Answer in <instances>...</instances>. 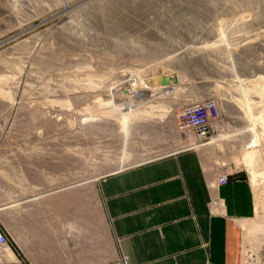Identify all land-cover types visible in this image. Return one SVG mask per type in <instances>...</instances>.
<instances>
[{
  "label": "rangeland",
  "instance_id": "1",
  "mask_svg": "<svg viewBox=\"0 0 264 264\" xmlns=\"http://www.w3.org/2000/svg\"><path fill=\"white\" fill-rule=\"evenodd\" d=\"M207 96L218 98L222 123L197 148L228 176L258 177L254 217L264 226V0H0V227L15 233L9 241L28 193L69 181L75 204L90 205L92 245L106 243L100 176L189 145L179 112ZM36 170L48 177L27 178ZM260 232L258 253L250 239L239 250L245 264H264Z\"/></svg>",
  "mask_w": 264,
  "mask_h": 264
},
{
  "label": "crops",
  "instance_id": "2",
  "mask_svg": "<svg viewBox=\"0 0 264 264\" xmlns=\"http://www.w3.org/2000/svg\"><path fill=\"white\" fill-rule=\"evenodd\" d=\"M195 142L139 161L122 159L100 176L106 243L92 245L90 205L75 204L71 182L36 186L17 207V240L0 247V264H243L240 235L257 211L252 185L258 177L251 185L249 178L230 175L219 184L223 167L210 166ZM9 211H15L11 203Z\"/></svg>",
  "mask_w": 264,
  "mask_h": 264
},
{
  "label": "built area",
  "instance_id": "3",
  "mask_svg": "<svg viewBox=\"0 0 264 264\" xmlns=\"http://www.w3.org/2000/svg\"><path fill=\"white\" fill-rule=\"evenodd\" d=\"M221 119L218 98L207 96L185 104L179 112L177 126L180 130L191 131L193 140L202 142L217 133L222 123ZM228 179V172L223 170L217 176L219 184L226 183ZM8 242V234L0 227V247Z\"/></svg>",
  "mask_w": 264,
  "mask_h": 264
},
{
  "label": "bare ground",
  "instance_id": "4",
  "mask_svg": "<svg viewBox=\"0 0 264 264\" xmlns=\"http://www.w3.org/2000/svg\"><path fill=\"white\" fill-rule=\"evenodd\" d=\"M221 132H219L215 137L220 136ZM215 137H212L215 138ZM199 143H205V142H197V144ZM257 206L258 208H262L264 211V190L263 191H259L257 193ZM256 218V219H255ZM263 217L261 216H256L252 219H250V221L248 222V224H246V226L244 227V241H243V253L247 252V239H250L251 242V246H252V250L253 252L258 253L261 250V245H263L261 239H259L258 237L261 236V232H260V228L264 226L262 225V223L260 222ZM246 261V260H245ZM244 263V262H243ZM245 264V263H244Z\"/></svg>",
  "mask_w": 264,
  "mask_h": 264
},
{
  "label": "water",
  "instance_id": "5",
  "mask_svg": "<svg viewBox=\"0 0 264 264\" xmlns=\"http://www.w3.org/2000/svg\"><path fill=\"white\" fill-rule=\"evenodd\" d=\"M162 83H167L168 82V77L164 75L161 79Z\"/></svg>",
  "mask_w": 264,
  "mask_h": 264
}]
</instances>
